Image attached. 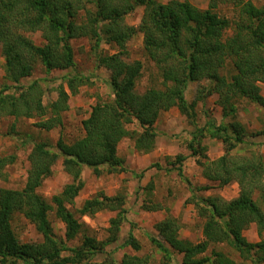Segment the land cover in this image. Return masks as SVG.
Wrapping results in <instances>:
<instances>
[{
  "label": "trees",
  "instance_id": "trees-1",
  "mask_svg": "<svg viewBox=\"0 0 264 264\" xmlns=\"http://www.w3.org/2000/svg\"><path fill=\"white\" fill-rule=\"evenodd\" d=\"M137 7L143 10L135 27L125 18ZM223 8L231 12L226 14ZM137 31L142 32L144 52L161 77L160 86L150 85L142 92L135 87L142 63L125 58L127 41ZM35 32L40 33L42 43L36 44L29 37ZM77 37L92 41L97 64L108 70L110 98H97L81 121L80 137L66 142L58 136L56 150L45 140L34 142L27 155L29 165L22 188L0 186V264H147V254L124 253L117 261L111 251L105 250L106 244L116 240L123 220L122 195L87 198L78 209L80 215L102 209L116 211L104 240L85 233L66 204L83 186L81 166L92 168L95 174L103 169L109 173L125 170L124 159L117 154L120 139L126 137L136 151L148 152L155 146L153 125L160 112L176 107L195 124L196 103L212 95L222 118L229 120L217 123L208 115L202 125L194 126L187 147L197 157L203 177L218 186L236 182L239 191L229 200L215 194H192L189 200L204 219L203 238L197 242L179 237L174 218L159 220L155 224L157 236L150 237L161 253L157 264L264 263V239L251 242L242 233L251 223L259 235L264 231V163L254 151L231 153L236 146L244 145L249 135L237 118V102L243 98L264 108L260 86L264 83V5L251 0H207L205 8L189 0H0V54L4 78L10 82L0 87V115L38 117L35 125L45 131L61 127L69 96L91 83L92 74L74 70L70 40ZM102 42L117 50L102 52ZM37 63L46 71L71 68L60 76L66 88L62 82L58 84L55 99L47 104L42 101L43 86L38 79L22 82ZM190 81L198 86L194 98L188 101L184 92ZM133 122L139 131L126 127ZM254 134L264 137V122ZM207 136L221 140L224 151L216 158L209 159L205 154L206 145L201 141ZM15 158L13 153L0 155V180L6 179V167ZM59 158L73 181L52 195L53 206L36 190ZM182 159V155L177 156L179 162ZM50 209L64 224L63 238L56 236L48 219ZM15 213L32 223L42 240L20 241L11 225ZM80 233V244L68 246L67 241ZM124 243L134 250L140 248L131 232ZM213 244L228 245L240 260L215 248L206 254ZM99 253L105 257L95 261ZM176 254L180 255L179 262Z\"/></svg>",
  "mask_w": 264,
  "mask_h": 264
},
{
  "label": "rangeland",
  "instance_id": "rangeland-1",
  "mask_svg": "<svg viewBox=\"0 0 264 264\" xmlns=\"http://www.w3.org/2000/svg\"><path fill=\"white\" fill-rule=\"evenodd\" d=\"M166 2L167 0H157ZM194 5L205 8L207 0H189ZM255 5H264V0H251ZM225 7V6H223ZM226 14L231 12L229 8H223ZM142 7H137L125 18L127 24L138 27L142 15ZM229 10V11H228ZM142 32L137 31L127 41V60L138 59L142 63L141 75L136 82V90L142 92L147 86H160L161 77L154 63L146 56L142 44ZM29 37L36 44L42 43L39 32L29 34ZM74 54V70L92 74L91 83L79 87V91L70 95L68 109L63 112L61 127L45 131L35 125L38 117L15 119L10 115H0V155L15 154L13 163L6 167V179L0 180V186L7 188H22L27 174V155L34 142L45 140L53 150L58 136H62L66 142H70L82 135L81 121L90 112L91 106L97 98H110V87L108 86V70L97 64L92 49V41L87 37H77L70 40ZM104 53L116 51V47L105 42L100 44ZM3 57L0 54V87L2 83H10L4 78ZM53 69L46 71L37 63L32 74L24 79L27 83L32 79H38L43 86L42 101L47 104L56 97V87L64 81L61 75L70 71ZM198 86L197 82L190 81L185 89V97L191 101L195 96ZM261 93L264 94V83H260ZM215 95L209 96L203 101H198L195 106V124L187 121L176 107L160 112L154 122L156 142L152 150L138 152L133 148L132 141L122 138L117 144V154L124 159L125 170L109 173L104 169L100 174H95L92 168L81 166L80 178L83 186L71 203L66 206L72 210L79 222L82 223V230L88 235L99 240H104L109 235L110 219L116 216V211L109 209L98 210L89 215H80L78 209L87 198L101 196L103 194L124 197L123 220L119 223L117 238L115 241L106 244L105 250L111 251L117 261L124 253L145 255L149 257L147 264H157L160 252L151 243L150 237L157 236L155 224L166 216L174 218L178 224V234L192 242L203 238L202 225L204 219L198 215L197 208L193 201H190L192 194L197 195H219L229 200L238 194L239 188L236 182H230L218 186L215 182L207 180L201 174V166L196 156H192L187 147L188 140L192 136L195 125H202L206 117L212 116L216 122L229 120V117L222 118L220 107L215 103ZM237 118L248 131L246 143L236 146L231 150L233 154H243L249 151L261 155L264 163V137L254 133L262 127L264 122V108H261L246 99L241 98L237 102ZM128 129L140 130L136 122L127 124ZM206 145L205 154L209 159L216 158L223 153V145L220 139L204 137L201 141ZM182 155L181 162L177 156ZM201 161L205 158L201 157ZM180 168V171H178ZM264 178V176H263ZM73 181L71 174L63 169L61 158L57 159L52 166V172L45 177L37 188L36 192L44 196L50 204L51 197L58 194L66 183ZM151 184V185H149ZM206 185L207 189H198L197 186ZM256 195H253L256 199ZM158 205L159 209L149 210L147 207ZM264 210V204H261ZM54 206V205H53ZM48 219L53 227L56 236L64 237V224L56 217L54 209L47 213ZM12 228L20 241H39L42 235L35 229L21 213H15L11 220ZM129 232L132 233L139 249L134 250L125 244ZM248 241L256 242L264 239V231L261 235L257 233L254 223L248 225L243 231ZM82 234H78L67 241L68 246L80 244ZM211 248L223 250L235 260H240L236 251L226 244L211 245ZM105 254L99 253L94 256L95 261H100ZM175 259L179 262L180 255L176 254ZM174 264H177L176 262ZM250 264V263H248ZM264 264V263H261Z\"/></svg>",
  "mask_w": 264,
  "mask_h": 264
}]
</instances>
